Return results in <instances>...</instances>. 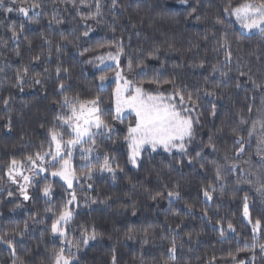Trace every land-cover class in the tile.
<instances>
[{
	"label": "trees",
	"instance_id": "trees-1",
	"mask_svg": "<svg viewBox=\"0 0 264 264\" xmlns=\"http://www.w3.org/2000/svg\"><path fill=\"white\" fill-rule=\"evenodd\" d=\"M241 2L231 0L233 6ZM32 3L41 5L35 9L41 13L35 21L0 8V182L7 181L12 159L23 160L42 145L48 148L49 129L60 123L55 119L57 115L67 111L60 107L63 95L81 101L99 97L104 118L115 134L111 140L98 136L97 151L115 156L123 171H117L114 181L109 173H96L92 180L81 177L74 182L77 202L70 206L73 219L67 227V238L81 240L82 228H94L99 235L87 246L81 244L79 251L71 249L76 257L73 264H113V256L115 264H264V252L259 247L264 244V151L259 150L264 130L257 123L252 136L248 135L264 113V87L254 88L248 76H240L237 70L264 85V36L242 34L234 18L223 12L229 0H189L184 7L173 5L172 0H117L115 7L111 0H99L101 15L86 22L81 16L95 12L96 0H85V4L76 0L75 7L63 0H27L23 6ZM12 6L11 0H5V8ZM192 8L196 11L189 16ZM53 16L62 23L49 25ZM218 18L222 23L216 22ZM13 27L18 33L16 40L9 30ZM88 27L92 30L84 36ZM225 37L232 53L227 65L224 49L213 50ZM117 44L124 50L120 68L129 79L143 81L145 89L155 91L156 85L147 81L158 77L161 81L175 78L181 89L194 96L197 89L217 92L216 97L201 93L200 106L192 113L199 123L194 124L195 139L188 146V156L158 150L144 152L139 168L127 162L123 137L128 125H134L135 116L123 122L112 120L116 84L109 82L103 90L98 85L101 75L111 78L116 69L101 67L95 59L115 54ZM85 48L91 51L80 55ZM37 56L39 60L34 59ZM89 60L99 67L87 63ZM129 60L137 71L138 64L146 66L145 75L128 74ZM217 64L227 76L213 73V65ZM24 66L29 71L21 90L15 86L16 73ZM57 67L61 68L59 77ZM34 77L42 84H35ZM237 82L240 88L235 86ZM60 83L65 85L63 93ZM160 90L167 94L172 85L162 84ZM234 129L244 138L243 152H238ZM209 137L215 151L206 147ZM197 153L204 168L195 160L188 163ZM83 163L77 152L72 164L77 174ZM217 167L223 177L220 180L216 178ZM45 175L47 180L43 179ZM46 184H51L50 197L43 195ZM209 184L215 189L210 192L211 200L203 195ZM30 187L29 208L22 212L15 211L16 200L0 192V235L7 233L6 239H12L27 223L25 236L15 237V256L0 243V264H52V252L61 246L67 248L58 234L51 233L55 217L45 209L58 213L71 190L66 191V184L48 173L35 177ZM168 191H179L180 198L170 204ZM157 192L164 193V197L154 201L151 196ZM245 197L248 217L244 216ZM33 217L44 223H35ZM257 219L261 226L254 233ZM229 223L234 231L228 228ZM173 236L177 251L175 259H169ZM253 243L255 248L250 247Z\"/></svg>",
	"mask_w": 264,
	"mask_h": 264
},
{
	"label": "snow or ice",
	"instance_id": "snow-or-ice-1",
	"mask_svg": "<svg viewBox=\"0 0 264 264\" xmlns=\"http://www.w3.org/2000/svg\"><path fill=\"white\" fill-rule=\"evenodd\" d=\"M26 2L27 0H11L13 6L5 8V0H0V8H4V10L9 13L16 11L28 20L35 21L41 14L36 12L35 9L40 8L41 5L39 3H32L27 7H24L23 5ZM63 2L70 3L74 7L76 6V0H63ZM80 3L85 4V0H80ZM178 3L186 5L188 4V0H178ZM197 3H199V0H197ZM111 4L115 7L117 5V0H111ZM195 11L196 8H192L188 15L191 16ZM30 12L31 15H29ZM77 12L79 14L78 9ZM223 12L229 18H235V22L242 30V34H250L253 33V30H257L260 35L264 36V0H242L241 3L235 6H233L231 0H229L228 5L223 8ZM99 15H101V7L99 0H96L95 12H89L86 16L82 15L81 19L86 22L89 19H96ZM197 19H199V17H197ZM216 22L218 24L222 23L219 18ZM52 23L60 24L62 21L53 16V19L49 21V25ZM9 30L12 33V39H18V33L15 28L13 27ZM22 30L23 26H21V31ZM91 30L92 29L88 27L83 35L88 36ZM205 39H207V37H205ZM67 43H72V41H67ZM101 47H103V45H101ZM220 48L224 49L225 65L230 64L232 56L230 50L231 45L226 37L219 42V48H214L213 50L219 51ZM116 49L115 54L110 52L107 53L106 56V59L112 63H105L104 56H99L95 59L99 60V64L103 65L104 68L114 67L116 69L113 77V82H115L116 88L113 93L115 108L112 120L123 122L124 119L127 118L124 115L125 110H127L129 114L134 113L135 115L134 125H128L127 134L123 137L128 150L127 162L134 168H139L141 166V161L143 159L142 154L144 152H149V154H151L161 149L165 153L172 154L175 151L183 156H188V146L191 145L195 139L194 124L199 123L198 116L194 119L192 113L200 106L201 93L203 96L216 97L217 92L214 89H197L194 96L193 93L181 89L175 83V78L161 81L158 77H154L147 81L149 84L156 85L155 91L145 89L143 87V81L137 82L134 79H129L124 70L120 68V57L124 50L120 44L116 45ZM59 50V47H57V51ZM88 51H91V49L85 48L80 55H83L84 52ZM152 55L153 58H157L155 53ZM34 59L39 60L40 58L37 56ZM87 63L94 64V61L89 60ZM94 66L99 67V65L95 64ZM202 66V64L196 65V67ZM145 67L146 66L138 64L136 68L139 69V71H137L133 68L131 60H129L127 73L133 76H143L145 75ZM104 68H100L99 70L103 71ZM230 70L231 69H229V71ZM237 70L240 76H248V80L252 83L254 88L259 89L264 87V85L253 80L246 72L239 70V68ZM28 71V67L24 66L16 73L17 85L15 86L20 87L21 90H23V84L25 82L24 78L28 75ZM63 71L67 73L68 70L63 69ZM212 71L213 73L219 72L221 76H227L228 74L223 71L218 64L213 65ZM45 72H47V69H45ZM60 72L61 68L57 67V77H59ZM33 79L35 84H42L41 79L35 77ZM108 79L109 77L106 75H101L99 77L100 84L98 87L101 90L104 89L105 81ZM162 84H171L172 90L165 94V92L160 90ZM235 86L240 88L241 84L237 82ZM58 87L63 93L65 85L60 83ZM4 103L7 106L8 101L5 100ZM262 103H264V101H262ZM60 107L67 111L64 114H58L55 119L60 123L53 125L49 129L48 135L50 140L48 142V148L45 149L42 145L40 150L27 155L23 160L12 159L7 167V176L12 183L19 185L20 194L23 196L24 200L30 199L28 188L33 184L34 178L40 176L42 173H48L53 178L59 177L64 184H66V191L71 190L68 193L69 198L65 201L63 207L58 213L54 212L52 208H46L45 211L52 212L55 217L51 224V233L54 236L58 234L62 244L67 245V248L61 246L58 250L52 252L50 257L52 264H73V260L76 257L71 249L75 248L79 251L81 244L87 246L89 241L97 240L99 235L94 228L91 231L87 228H82L81 240L76 241L67 238V227L73 219V211L70 206L73 205L74 202H77L76 190L73 187L74 182L78 183L81 177L85 180H92L96 173H109L114 181L116 179L117 171H123V169L116 162L115 156H110L107 153L101 154L97 151L96 138L98 136L111 140L115 134V129L112 124L104 118V111L101 108L99 97L90 101H81L79 97L63 95ZM249 112H251V108H249ZM212 115H215L214 107ZM241 123H245L243 118L241 119ZM257 123H259L261 129L264 130V113H262V116L258 121L253 123L252 129L248 132L249 136H252ZM233 133L238 136L236 140V143L240 146L238 152H243L244 138L239 136L235 129L233 130ZM65 134H67V139H65ZM259 145V150L264 151V137H261ZM206 147L211 148L213 151L216 150L211 137H209V142ZM76 149H79L81 159L84 161L80 166L82 171L79 174H77L70 164V160ZM93 153H95L94 157ZM225 158L227 159V157ZM93 159L95 160V163H93ZM193 160H195L196 163H200V153H197L196 157L189 159L188 163L192 164ZM200 167L204 168V164L200 163ZM216 178L217 180L223 178L219 167L216 168ZM43 179L47 180L48 176H43ZM21 180L23 183H20ZM248 182L251 183V181ZM88 187L91 188L92 185L89 184ZM261 187L264 188V185ZM214 190V186L209 184L203 191L204 197L211 200L212 196L210 192ZM42 191L45 197H50L51 184H46ZM8 195L12 196L13 193L9 191ZM158 197H164V193L157 192L155 195L151 196V199L156 201ZM166 198L171 204L174 199L180 198V193L179 191H168ZM95 202V200L92 201V203ZM103 202L104 201H101V203ZM17 207H21V205H17ZM132 214H136L135 208H133ZM244 216H249L247 197H245L244 203ZM32 219L35 223H44L43 220L37 221L34 217ZM260 226L261 221L257 219L255 221L253 232L255 233ZM179 227L180 225H177V228ZM228 228L234 231L230 223ZM26 231L27 223H25L24 230L17 231L13 234L12 239H6L8 236L7 233L0 235V243L6 244L12 251L13 256H15V237L18 236L22 239L25 236ZM221 234L223 235V230L221 231ZM127 238L133 239L131 235H128ZM188 238L189 240L192 239L190 234ZM145 243H147L146 240ZM245 247H249V245L246 244ZM250 247L255 248V243ZM259 247L261 252H264V244H260ZM168 251L170 254L169 259H175L174 254L177 251L175 236H173L171 240V247ZM113 264H115V256H113Z\"/></svg>",
	"mask_w": 264,
	"mask_h": 264
},
{
	"label": "rangeland",
	"instance_id": "rangeland-1",
	"mask_svg": "<svg viewBox=\"0 0 264 264\" xmlns=\"http://www.w3.org/2000/svg\"><path fill=\"white\" fill-rule=\"evenodd\" d=\"M172 4H173V5H176V6H179V7H180V6H181V7H184V6H187V5L189 4V0H188V4H186V5H181V4H179V3H178V0H172ZM233 18H234V17H233ZM234 20H235V18H234ZM236 24H237V23H236ZM237 26L239 27L238 24H237ZM239 29H240V27H239ZM240 30H241V29H240ZM241 32H242V30H241ZM254 33H258L257 30H253V33H250V34H249V33H245V34H246V35H251V34H254ZM105 63H112V62H111V61H108V60L105 58ZM101 67H104V66L101 65ZM113 77H114V76H111V78H109L108 80L105 81V86H106L109 82H113ZM105 86H104V87H105ZM124 115H125L126 117H128V116H130V115L135 116L134 113L129 114L127 110H125ZM160 151H163V150L161 149ZM77 152H80L79 149L74 150L73 157H72V159L70 160V164H71V165L73 164V159H74V157L76 156V153H77ZM72 167H73V165H72ZM26 174H27V173H26ZM42 174H45V173H42ZM56 178L60 179L59 177H56ZM60 180H61V179H60ZM61 181H62V180H61ZM20 183H23V181L21 180ZM9 191H11V192L13 193L12 196H9V195H8V192H9ZM0 192H5V193H7L9 199H11V200H16V201H17V205H21V207H17V206H16V209H15L16 212H22V211H24V210H26V209L29 208V202H30V199H28V200H24V199H23V196L20 194L19 185H18V184H14V183H12V182L8 179V176H7V181H6V182H0ZM28 195H29V197H30V195H31V187L28 188Z\"/></svg>",
	"mask_w": 264,
	"mask_h": 264
}]
</instances>
